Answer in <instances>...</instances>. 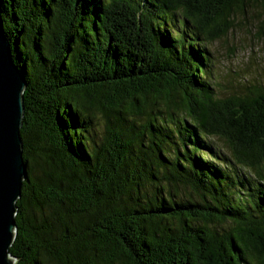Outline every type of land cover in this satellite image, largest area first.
Masks as SVG:
<instances>
[{
  "label": "trees",
  "instance_id": "1",
  "mask_svg": "<svg viewBox=\"0 0 264 264\" xmlns=\"http://www.w3.org/2000/svg\"><path fill=\"white\" fill-rule=\"evenodd\" d=\"M255 6L0 0L26 84L17 264H264V87L218 96L206 47Z\"/></svg>",
  "mask_w": 264,
  "mask_h": 264
},
{
  "label": "water",
  "instance_id": "2",
  "mask_svg": "<svg viewBox=\"0 0 264 264\" xmlns=\"http://www.w3.org/2000/svg\"><path fill=\"white\" fill-rule=\"evenodd\" d=\"M25 87L3 33L0 13V264H17L9 249L16 235V202L26 179L20 138Z\"/></svg>",
  "mask_w": 264,
  "mask_h": 264
},
{
  "label": "rangeland",
  "instance_id": "3",
  "mask_svg": "<svg viewBox=\"0 0 264 264\" xmlns=\"http://www.w3.org/2000/svg\"><path fill=\"white\" fill-rule=\"evenodd\" d=\"M264 10L255 6L237 14L223 38L207 44L212 84L221 97L264 87Z\"/></svg>",
  "mask_w": 264,
  "mask_h": 264
}]
</instances>
